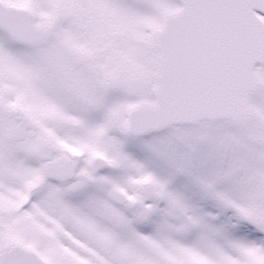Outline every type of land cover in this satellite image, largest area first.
<instances>
[{
  "label": "snow or ice",
  "instance_id": "snow-or-ice-1",
  "mask_svg": "<svg viewBox=\"0 0 264 264\" xmlns=\"http://www.w3.org/2000/svg\"><path fill=\"white\" fill-rule=\"evenodd\" d=\"M0 264H264V0H0Z\"/></svg>",
  "mask_w": 264,
  "mask_h": 264
}]
</instances>
